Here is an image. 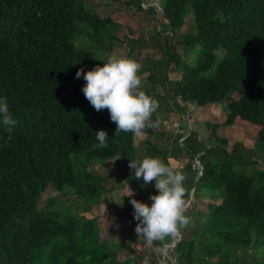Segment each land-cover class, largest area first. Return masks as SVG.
<instances>
[{"label": "trees", "instance_id": "1", "mask_svg": "<svg viewBox=\"0 0 264 264\" xmlns=\"http://www.w3.org/2000/svg\"><path fill=\"white\" fill-rule=\"evenodd\" d=\"M125 4L160 19L147 38L117 37L119 24L83 0H0V97L16 121L10 132L0 123V264H162L159 242L131 246L138 222L130 200L157 194L155 181L145 184L129 168L145 156L172 166L170 159L185 158L174 167L188 191L194 181L190 200H208L204 210L190 202L192 223L170 250L175 264H264V169L257 167L264 162V0H158L162 12L142 7L144 0ZM185 9L192 27L179 32ZM114 42L142 65V90L158 101L153 116L166 113L179 130L146 128L154 141H141L142 156L133 134L115 135L108 110L96 111L83 94V75L76 78L78 69L103 66ZM188 102L222 105L221 121L203 122V140L187 127ZM234 122L251 128L252 145L227 146L216 134ZM99 130L107 147L99 146ZM94 164L118 168L117 188L133 192L113 209L129 229L122 238L101 236L96 218L81 214L108 190V175L94 173Z\"/></svg>", "mask_w": 264, "mask_h": 264}, {"label": "clouds", "instance_id": "2", "mask_svg": "<svg viewBox=\"0 0 264 264\" xmlns=\"http://www.w3.org/2000/svg\"><path fill=\"white\" fill-rule=\"evenodd\" d=\"M162 7L157 4H142ZM142 65L126 55H109L103 66H95L91 70L78 69L76 78L83 75L86 82L82 88L85 98L96 111L107 109L110 120L115 123V135L121 132H131L136 137L145 135L144 130L152 126L151 117L158 108V101L142 90L140 70ZM0 123L11 131L16 121L9 109L6 98L0 97ZM108 135L104 130L96 131L99 146L107 147ZM129 168L134 169V178H142L145 184L155 181L156 195H151L149 206L135 199L130 200L134 208L133 218L138 222L135 232L142 237L148 246L159 242L162 246L156 251L164 258L162 264H167L169 251L175 243L182 239V231L191 223L187 216L190 206L188 190L184 186L186 179L183 172L161 158L145 156L142 160H130ZM133 192L129 189L131 197ZM171 238V243H165ZM134 259V257H130ZM175 264V260H173Z\"/></svg>", "mask_w": 264, "mask_h": 264}, {"label": "rangeland", "instance_id": "3", "mask_svg": "<svg viewBox=\"0 0 264 264\" xmlns=\"http://www.w3.org/2000/svg\"><path fill=\"white\" fill-rule=\"evenodd\" d=\"M84 4L90 7L99 17L108 16L115 22L119 24V28L116 30L115 35L117 37H123L126 35L137 36L139 34L143 35L144 38H147L148 35L152 33V27H155L159 24L160 19L153 15V17H145L141 13H131L125 4V0H83ZM146 4L152 5L156 4L158 0H144ZM192 27V17L191 14L184 10V22L179 32H183L184 30L190 29ZM126 46L120 43H113L111 47V51L109 55L117 54L124 55L126 52ZM153 49L147 50L148 53H153ZM143 53H145L143 51ZM95 56L98 59L103 57V54L99 49L95 51ZM132 59H136L132 57ZM178 73L173 71H169L168 77L172 79L178 78ZM145 73L140 75L142 84L145 82ZM141 84V85H142ZM186 109L188 111V120L187 127L195 130L197 137L200 139H205L208 129L204 125V121H208L210 124L221 121L223 119V109L221 104L213 103L205 108H196L191 102L186 104ZM152 127L155 131H160L163 129L165 132L175 133L179 131L173 126V123L167 119V115H157L156 117L152 115L151 117ZM177 125V124H176ZM179 127V124H178ZM216 134L222 138H225L227 141V146L232 144L235 141H241L244 145H252L253 143V131L251 128L245 124L240 122H234L231 125L223 126L220 125L215 129ZM160 140H164L165 136H160ZM149 139V141H154L152 136H142L136 137L133 135V141L136 145V155L142 156L144 154V144H142V140ZM186 159L183 157H178L177 159H170V162L173 166H181V164ZM257 167L264 169V162L258 160ZM94 168L92 171L102 172L103 174H107L109 181H106L108 184V190L102 192L100 194L99 200L97 204L92 205L90 210L81 212L87 218L95 217L96 223L99 226L101 236H112L115 239L122 238L126 236L128 232V228L126 225L124 226V221L120 216H114L113 209L114 206L117 205L121 201V199L129 194V188L127 186H121L117 188L119 183L122 182L120 170L115 168L114 166L102 165L98 166L96 164L93 165ZM110 186V187H109ZM53 192L50 190L48 192H42L40 194L39 200L42 202L45 200L47 196H52ZM191 198V196H190ZM208 201L206 198H203L199 201L192 199L190 202L194 204L196 209L204 210L205 202ZM144 203L150 205L152 201L147 199ZM135 243L131 246L135 249H140L139 241L144 240L142 237H138L135 235ZM146 243V242H145ZM171 250V249H170ZM156 256L158 261L162 263V256L156 251ZM173 261V253L169 251V258Z\"/></svg>", "mask_w": 264, "mask_h": 264}, {"label": "water", "instance_id": "4", "mask_svg": "<svg viewBox=\"0 0 264 264\" xmlns=\"http://www.w3.org/2000/svg\"><path fill=\"white\" fill-rule=\"evenodd\" d=\"M195 158H196V156L194 157V161H195V163H197L196 160H195ZM193 186H194V181L192 182V184H191V186H190V188H189V191H188V198L191 196V192H192ZM163 259H164V258H162V260H163Z\"/></svg>", "mask_w": 264, "mask_h": 264}, {"label": "built area", "instance_id": "5", "mask_svg": "<svg viewBox=\"0 0 264 264\" xmlns=\"http://www.w3.org/2000/svg\"><path fill=\"white\" fill-rule=\"evenodd\" d=\"M173 126H177L176 124L173 123ZM141 264H146L145 260H142Z\"/></svg>", "mask_w": 264, "mask_h": 264}]
</instances>
